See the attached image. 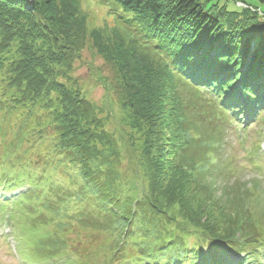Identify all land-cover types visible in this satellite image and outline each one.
<instances>
[{
  "label": "trees",
  "instance_id": "16d2710c",
  "mask_svg": "<svg viewBox=\"0 0 264 264\" xmlns=\"http://www.w3.org/2000/svg\"><path fill=\"white\" fill-rule=\"evenodd\" d=\"M114 2L115 27L90 36L117 71L130 129L121 136L68 85L89 35L82 0H0V104L20 132L7 146L27 147L1 154L0 188L30 186L0 201V213L11 209L38 263L89 264L83 243L64 235L81 228L101 238L106 264H264V204L249 193L257 185L217 186L224 145L199 132L183 102L207 90L246 123L264 113L259 11L242 1L244 14H213L202 0ZM125 21L138 27L124 31ZM46 142L50 152L33 159ZM58 169L74 182L63 184Z\"/></svg>",
  "mask_w": 264,
  "mask_h": 264
},
{
  "label": "rangeland",
  "instance_id": "374dc122",
  "mask_svg": "<svg viewBox=\"0 0 264 264\" xmlns=\"http://www.w3.org/2000/svg\"><path fill=\"white\" fill-rule=\"evenodd\" d=\"M237 1H242L248 8H253L250 9L251 11H259V21L264 25V2L262 0H202L207 10H211L213 14L226 10L244 14L245 9ZM82 9L87 13L89 35L80 57L75 60L70 74L72 79H67L68 85L81 90L89 101L102 109L103 115L109 117L108 128L110 131L115 132L118 136L127 135L130 133V129L125 121V111L121 108L123 96L118 83L117 71L113 63L108 61L104 54L98 50L94 39L90 36L94 29L101 28L110 31L115 27L113 19L117 17L122 8L114 0H82ZM110 9L114 12H110ZM120 16L123 19H128L133 15L121 13ZM224 18L225 16H222L220 19L224 21ZM119 24L124 31L131 30L136 25L126 21ZM136 26L138 27V25ZM108 34L109 41L105 43L112 49L115 44L114 38L112 33L108 32ZM192 93L193 95L190 94L191 97L189 95L183 96V102L186 106L188 104L190 108L187 113L190 112L192 120L194 118L193 122L198 127L199 132L205 131L204 137L210 136V132H212L215 138H219L222 145L225 146H222L220 156L224 158L222 167L227 172L224 174L216 172L213 175L214 182L219 188L229 185V188L245 187L246 189L250 186V182H254L258 191L249 189L250 195H254L251 199L254 200L257 197L264 204V152L261 151V145L264 144V128L262 127L264 118L254 127H252L253 124H250L248 128L242 127L232 113L227 114L221 110L219 104L211 98V94ZM187 98L192 99L194 106L189 105L191 101ZM2 107L0 104V142H4L5 145L0 143V156L7 150L19 156L25 152L27 147L23 144L20 147L16 144L7 146V142L11 140H13L12 143L20 141L17 133L19 130L17 126H12L14 121L7 124V120L11 116L7 114V110H2ZM260 132L262 133L259 134ZM135 136L137 137L136 134ZM128 143H125L126 150L131 148L130 143ZM136 143L138 144V141ZM50 147L51 145H48L47 142L42 143L35 150H31L30 155L33 159L43 160V153H47ZM123 154L125 156L123 167L127 169L131 161L127 157V152L123 151ZM56 172V176L63 184L69 185V183L74 182L73 178L71 177L69 180L61 169L56 170ZM0 193H3L1 189ZM1 215L5 217L7 213L2 212L0 214V264H39L25 250V242L20 238L22 230L8 216L2 220ZM50 231H53L52 227H50ZM83 231L79 228L76 232H71L70 235L69 228H65L64 235L70 237V241L78 240L80 244L83 243L81 244L82 250L79 252L85 256L89 255L92 260L89 264H106L105 261L108 262V259L104 247L101 245V238L97 241H93L95 239L91 238L87 240ZM103 243L106 244L105 241ZM225 264H228L227 261Z\"/></svg>",
  "mask_w": 264,
  "mask_h": 264
}]
</instances>
